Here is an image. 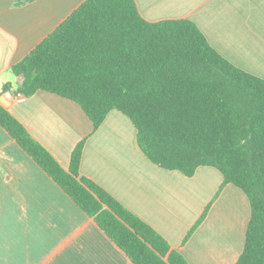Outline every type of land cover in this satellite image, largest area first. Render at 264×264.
<instances>
[{"label": "trees", "instance_id": "1", "mask_svg": "<svg viewBox=\"0 0 264 264\" xmlns=\"http://www.w3.org/2000/svg\"><path fill=\"white\" fill-rule=\"evenodd\" d=\"M30 0H19L18 4ZM12 72L15 93L43 89L83 108L95 130L112 110L126 115L150 161L191 177L200 166L248 196L251 217L236 264H264V79L222 56L187 18L146 20L135 0H86ZM7 83L4 90H10ZM0 125L134 264H190L150 224L80 174L87 139L68 169L0 103Z\"/></svg>", "mask_w": 264, "mask_h": 264}, {"label": "crops", "instance_id": "2", "mask_svg": "<svg viewBox=\"0 0 264 264\" xmlns=\"http://www.w3.org/2000/svg\"><path fill=\"white\" fill-rule=\"evenodd\" d=\"M0 0V103L66 169L86 140L80 174L155 228L190 264H236L251 217L247 194L200 166L191 177L148 159L132 121L112 110L95 130L77 102L40 89L5 96L21 83L11 68L86 0ZM148 21L187 18L239 68L264 79V0H135ZM15 93V92H14ZM0 264H134L0 125Z\"/></svg>", "mask_w": 264, "mask_h": 264}, {"label": "built area", "instance_id": "3", "mask_svg": "<svg viewBox=\"0 0 264 264\" xmlns=\"http://www.w3.org/2000/svg\"><path fill=\"white\" fill-rule=\"evenodd\" d=\"M4 94H5V96H6L7 98H9V99H13V100L18 99V98H20V97L23 96V94H21V93H14V92H12L11 90H7V91H5Z\"/></svg>", "mask_w": 264, "mask_h": 264}]
</instances>
